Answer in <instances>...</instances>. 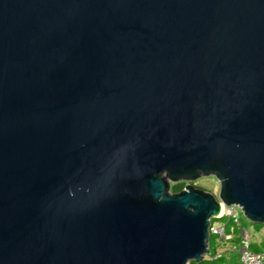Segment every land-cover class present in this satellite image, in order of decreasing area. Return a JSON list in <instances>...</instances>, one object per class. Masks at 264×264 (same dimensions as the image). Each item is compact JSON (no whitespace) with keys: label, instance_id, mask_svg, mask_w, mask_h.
Segmentation results:
<instances>
[{"label":"water","instance_id":"95a60500","mask_svg":"<svg viewBox=\"0 0 264 264\" xmlns=\"http://www.w3.org/2000/svg\"><path fill=\"white\" fill-rule=\"evenodd\" d=\"M221 205L264 226V0H0V264L198 262Z\"/></svg>","mask_w":264,"mask_h":264},{"label":"built area","instance_id":"2783aa9c","mask_svg":"<svg viewBox=\"0 0 264 264\" xmlns=\"http://www.w3.org/2000/svg\"><path fill=\"white\" fill-rule=\"evenodd\" d=\"M223 210L215 218L220 221L212 223L210 220L209 233L216 236V241L219 243L222 239H228L226 233V223L224 218L232 220L235 225H240V211L236 206H223ZM239 261L238 264H264V251H254L250 248L249 234L245 229H241V238L238 248ZM209 254V253H208ZM207 254V255H208ZM220 255L218 252L210 255V259H216Z\"/></svg>","mask_w":264,"mask_h":264},{"label":"trees","instance_id":"16d2710c","mask_svg":"<svg viewBox=\"0 0 264 264\" xmlns=\"http://www.w3.org/2000/svg\"><path fill=\"white\" fill-rule=\"evenodd\" d=\"M185 185H186V183L184 181H179V182L173 183L170 186V191L171 192H178V191L182 190L185 187ZM224 221H225L226 226H227V231L231 232L232 239L234 241L241 238L240 233H241L242 228L245 230H249L250 227H253V228L258 230V229L264 227L262 224L252 223V222L248 221L244 216H242V218L240 219V225H235L232 220H228L226 218H224ZM230 228H232L231 231H230ZM213 236L214 235L210 234L209 240H208L209 255H213L215 253V249H216V245H215L216 236H214V237ZM250 248L254 251H264V243L261 242L259 244H256L250 240ZM209 255H207L203 260L198 261V262L191 260L189 262V264H223V258L222 257H218L216 259H210L208 257Z\"/></svg>","mask_w":264,"mask_h":264},{"label":"rangeland","instance_id":"374dc122","mask_svg":"<svg viewBox=\"0 0 264 264\" xmlns=\"http://www.w3.org/2000/svg\"><path fill=\"white\" fill-rule=\"evenodd\" d=\"M186 184H191L197 188L204 189L206 191L211 192L216 197L218 196L219 192V182L213 177V176H201L193 181H184ZM171 184H173L171 182ZM170 184V186H171ZM237 209L240 211V218H242L243 214L241 210L237 207ZM227 219V218H226ZM220 221L219 219H216L215 217L211 218L212 223H216ZM249 238L252 242L259 244L261 242L264 243V227L260 229H255L253 227H250L248 230ZM214 237V236H213Z\"/></svg>","mask_w":264,"mask_h":264},{"label":"crops","instance_id":"0c3cea01","mask_svg":"<svg viewBox=\"0 0 264 264\" xmlns=\"http://www.w3.org/2000/svg\"><path fill=\"white\" fill-rule=\"evenodd\" d=\"M231 230L232 228H230V231ZM246 231L247 233H249L248 230ZM226 233L229 235L228 239H222L219 243L215 240V245H216L215 253L218 252L220 255L219 257L223 258V264H238L239 261L238 248L240 244V239L234 241L232 239L231 232L227 231V226H226Z\"/></svg>","mask_w":264,"mask_h":264},{"label":"bare ground","instance_id":"6f19581e","mask_svg":"<svg viewBox=\"0 0 264 264\" xmlns=\"http://www.w3.org/2000/svg\"><path fill=\"white\" fill-rule=\"evenodd\" d=\"M222 210H223V207H222V205H221V208H220L219 214L222 212Z\"/></svg>","mask_w":264,"mask_h":264}]
</instances>
